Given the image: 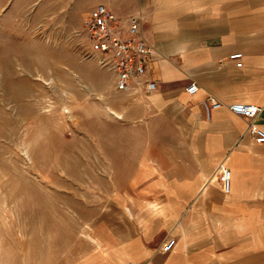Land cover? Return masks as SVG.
I'll return each mask as SVG.
<instances>
[{"label": "crops", "instance_id": "crops-1", "mask_svg": "<svg viewBox=\"0 0 264 264\" xmlns=\"http://www.w3.org/2000/svg\"><path fill=\"white\" fill-rule=\"evenodd\" d=\"M82 3L84 15L99 3L122 17L142 14L157 87L119 91L125 102L117 111L149 128L119 136L126 140L109 188L77 211L80 225L68 237L24 264H264V142L228 107L258 104L255 122L264 128V0ZM236 52L242 66L230 58ZM192 82L195 93L187 91ZM95 89L107 97L106 88ZM208 95L223 102L210 116ZM159 120L170 128H155ZM220 165L232 171L229 192ZM169 237L176 245L163 252Z\"/></svg>", "mask_w": 264, "mask_h": 264}, {"label": "rangeland", "instance_id": "rangeland-1", "mask_svg": "<svg viewBox=\"0 0 264 264\" xmlns=\"http://www.w3.org/2000/svg\"><path fill=\"white\" fill-rule=\"evenodd\" d=\"M87 5L0 0V264L38 261L68 237L115 177L119 136L149 128L118 113L125 101L83 30Z\"/></svg>", "mask_w": 264, "mask_h": 264}, {"label": "built area", "instance_id": "built-area-1", "mask_svg": "<svg viewBox=\"0 0 264 264\" xmlns=\"http://www.w3.org/2000/svg\"><path fill=\"white\" fill-rule=\"evenodd\" d=\"M83 30L87 34L91 48V57L97 59L102 68L112 72L115 77V88L119 91L142 86L147 92L157 87V82L149 77L148 68L154 58L153 46L143 33V17L141 13L122 17L104 3L94 6L87 14ZM90 53H88L89 55ZM243 53L236 52L230 55L237 60V65L242 66ZM199 89L196 82L190 83L187 91L195 93ZM207 116L223 105V102L213 95H208L204 101ZM236 114L243 116L248 121L247 132L256 143L264 142V128L256 122L262 107L256 103L237 101L228 104ZM223 188L229 192L232 186V171L220 165ZM177 239L169 237L162 245L163 252L174 249ZM99 264H110L103 261ZM119 264H140L136 261H125Z\"/></svg>", "mask_w": 264, "mask_h": 264}]
</instances>
